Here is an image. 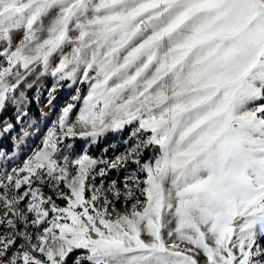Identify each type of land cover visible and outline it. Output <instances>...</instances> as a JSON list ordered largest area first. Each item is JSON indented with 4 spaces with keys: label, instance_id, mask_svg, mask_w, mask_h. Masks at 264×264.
I'll return each instance as SVG.
<instances>
[{
    "label": "snow or ice",
    "instance_id": "1",
    "mask_svg": "<svg viewBox=\"0 0 264 264\" xmlns=\"http://www.w3.org/2000/svg\"><path fill=\"white\" fill-rule=\"evenodd\" d=\"M0 42V111L11 101L22 119L27 99L16 91L37 66L89 83L74 123L75 105L62 110L65 136L96 138L133 121V135L151 133L112 160L79 156L71 175L49 132L43 150L0 179V264H68L78 250L88 254L72 264H199L196 250L207 264H264V0H0ZM150 146L155 155L142 163ZM129 162L146 173L143 211L137 198L130 215L112 217L106 196L95 206L101 190L85 200L90 173ZM61 183L67 207L37 186ZM108 191L121 198L115 181ZM173 220L168 237L192 247L165 241Z\"/></svg>",
    "mask_w": 264,
    "mask_h": 264
},
{
    "label": "rangeland",
    "instance_id": "2",
    "mask_svg": "<svg viewBox=\"0 0 264 264\" xmlns=\"http://www.w3.org/2000/svg\"><path fill=\"white\" fill-rule=\"evenodd\" d=\"M22 32L20 30L18 33L13 34L12 49L18 45L22 39ZM0 48H7L4 42H0ZM6 57L0 54V68L6 66ZM55 63H58V58ZM23 72L24 70L21 69ZM8 80L15 83V79L12 76L8 77ZM31 85V87H29ZM90 90L88 82L82 81L77 78L76 80L66 79L59 80L58 77L53 76L51 70L44 71L42 67L34 66L33 71L26 75L25 82L21 83L20 87L16 91L18 96L20 91H24L27 103L22 106L25 115L21 120H17V105L12 103L7 105L5 108H9L13 111L12 118H6L0 124V130L4 129L6 125H11L8 131H0V179H3L6 175L13 174L12 169H19L24 167L25 163L33 159L35 154L44 148V142L48 137L49 132L55 129L58 136V148L59 151L56 153L54 159L62 166L64 164V158L67 157L69 160L68 171L71 175H74L77 171V166L71 163L79 156L88 154L94 159H104L112 160L116 155H119L126 151V149H132L136 146L137 142L141 138H146L151 133H143L133 135L134 131L139 127L138 121H133L131 124L125 125L121 129H112L104 132L101 136L93 137H81L77 136H65L58 125V119L62 114V110L69 104L73 103L75 106L69 113V123H74L79 115L80 109L83 107V99L87 96ZM32 92V97L30 93ZM79 96L80 99L73 100V97ZM34 100V101H33ZM9 102V101H8ZM7 102V103H8ZM4 108V110H5ZM0 111V116L3 114ZM89 129L82 128L79 124L76 125L75 131L77 133L88 131ZM95 147L96 154L91 153V148ZM105 149H108L105 152ZM153 149L151 146L143 150V155L140 157L142 163L148 162L155 155L148 160H144L148 151ZM98 167H103L99 165ZM140 165L129 162L127 165L119 167L117 169L109 168L107 170V175L101 177L99 175L92 179L94 173H90L88 179L85 180V200H91V196L94 191L101 190L97 192L100 197L95 201V206L99 209L104 205V197L106 196L108 200L112 201L111 205H108L109 213L112 217L117 214H128L130 215L133 211L132 205L136 203L138 198L141 203L138 204L137 210L143 211V208L147 206V197L143 194L140 189L146 187L143 181L147 178L146 173L138 171ZM137 177V180L129 179L133 176ZM22 178L26 173H18ZM116 182V187L121 192V198L117 200L112 191H108L111 187L112 182ZM139 182V187L136 184ZM125 185L132 188L134 197L128 200L124 193L127 191ZM41 188L45 196H50L51 194L57 195L58 191H63L68 196H71L67 190L65 184H59L58 188L54 189L47 185H37ZM27 186H23L20 191H23ZM0 189V192H3ZM55 191V193H54ZM61 199L59 195H57ZM59 207H67L69 201L63 204L61 201L52 198ZM72 199H75L74 197ZM75 211L82 212L83 208H76ZM89 212L95 214L91 207H89ZM55 215L50 212V217ZM64 222V221H61ZM71 223V221H67ZM176 227L175 220L171 224H168L163 230L162 235L166 242L171 243L176 241L179 244L181 250L192 247L187 243L179 242L178 238L174 235L173 237H168L167 232L169 229H174ZM0 231H3L0 228ZM58 233V230H57ZM145 240L150 239L146 234L142 235ZM259 243L264 244V240L259 241ZM199 254L197 259L199 264H207L206 256L202 250H196ZM77 254L87 255V250L74 251L68 257V264H72V259ZM37 255H40L37 253ZM81 264H91L90 261H82Z\"/></svg>",
    "mask_w": 264,
    "mask_h": 264
},
{
    "label": "trees",
    "instance_id": "3",
    "mask_svg": "<svg viewBox=\"0 0 264 264\" xmlns=\"http://www.w3.org/2000/svg\"><path fill=\"white\" fill-rule=\"evenodd\" d=\"M31 95H32V92L30 93V96H31ZM31 97H32V96H31ZM33 101H34V100H33ZM7 105H11V102L9 101V102L7 103ZM12 116H13V111H12L11 109H9V108H5L3 114L0 116V124L2 123V121H3L4 119H6V118H12ZM96 150H97V148L95 149V147H92V148H91V153L96 154ZM154 153H155V150H154V149H151L150 151H148V153L146 154L144 160H148V159L152 156V154H154ZM67 190H68V192L70 193V190H69L68 188H67ZM54 193H55V191H54ZM50 196H52V198H54V199H56V200L61 201V199H60L59 197H57L56 193H55V194H51V193H50ZM66 200H67V199H63L61 202H62L63 204H65V203L67 202Z\"/></svg>",
    "mask_w": 264,
    "mask_h": 264
}]
</instances>
